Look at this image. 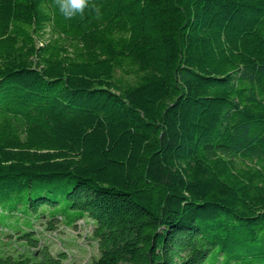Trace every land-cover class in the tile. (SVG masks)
<instances>
[{"label":"trees","instance_id":"16d2710c","mask_svg":"<svg viewBox=\"0 0 264 264\" xmlns=\"http://www.w3.org/2000/svg\"><path fill=\"white\" fill-rule=\"evenodd\" d=\"M93 2L0 0V264H264V0Z\"/></svg>","mask_w":264,"mask_h":264},{"label":"rangeland","instance_id":"374dc122","mask_svg":"<svg viewBox=\"0 0 264 264\" xmlns=\"http://www.w3.org/2000/svg\"><path fill=\"white\" fill-rule=\"evenodd\" d=\"M94 227L92 219L84 218L78 221L77 227L61 225L55 231L43 228L40 236L51 245L54 253L68 252L64 264H90L100 255L98 242L93 236Z\"/></svg>","mask_w":264,"mask_h":264},{"label":"clouds","instance_id":"9594fccd","mask_svg":"<svg viewBox=\"0 0 264 264\" xmlns=\"http://www.w3.org/2000/svg\"><path fill=\"white\" fill-rule=\"evenodd\" d=\"M54 3L66 19H72L77 15L83 16L85 9L89 7L97 13L99 11L93 0H54Z\"/></svg>","mask_w":264,"mask_h":264}]
</instances>
